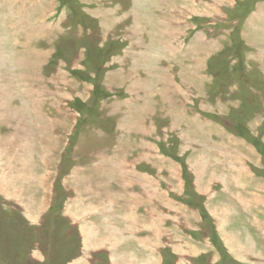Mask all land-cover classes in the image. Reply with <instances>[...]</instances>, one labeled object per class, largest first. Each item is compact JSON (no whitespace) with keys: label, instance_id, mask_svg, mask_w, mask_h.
I'll return each mask as SVG.
<instances>
[{"label":"rangeland","instance_id":"obj_1","mask_svg":"<svg viewBox=\"0 0 264 264\" xmlns=\"http://www.w3.org/2000/svg\"><path fill=\"white\" fill-rule=\"evenodd\" d=\"M127 240L264 264V0H0V264Z\"/></svg>","mask_w":264,"mask_h":264},{"label":"crops","instance_id":"obj_2","mask_svg":"<svg viewBox=\"0 0 264 264\" xmlns=\"http://www.w3.org/2000/svg\"><path fill=\"white\" fill-rule=\"evenodd\" d=\"M102 220H105V218H103ZM80 223H82V224H85L86 223V221H84V220H82V222H80ZM86 227V226H85ZM103 230L105 229L104 227L102 228ZM216 231H217V233H218V235L220 234L219 233V231H218V229H217V226H216ZM99 229H96V228H90V231L87 233V235H92V237L91 238H89V240L90 239H92L91 240V243H92V246H99V245H95V244H98L99 242H97V240L99 239L100 241L102 240L103 241V243L104 244H106L107 245V243H106V241L104 240V239H106L105 237H107L108 235L107 234H104L102 231H101V233L99 232ZM92 233V234H91ZM102 234V235H101ZM220 236V235H219ZM104 244H102V245H104ZM124 244H125V247H122L121 249H120V251L121 252H124V251H127L128 253H129V255L131 256V258H130V260H132V261H134V260H141V259H143L144 261H142V262H140L139 264H158V263H160L159 261L161 260L162 261V263L161 264H168V261H169V259L168 258H166V259H164V260H162L161 259V257H155V259L153 258V256L152 257H148L147 256V253L145 254V258H144V255L142 256V257H140V255L138 256V254L137 255H135V256H133L134 254H135V252H140L141 250H144V249H137L136 247H135V249H133V250H131L130 248H128V244H130V245H132V244H134V243H132V241L130 242L129 240H127L126 241V243L124 242ZM127 244V245H126ZM116 245H117V243H116ZM121 245H123V244H121ZM99 250H101V249H99ZM105 250V249H104ZM106 251V250H105ZM106 254V253H105ZM103 255V256H106V255ZM93 255V254H92ZM116 255V254H115ZM229 255H231V254H228V256ZM103 256H102V258H103ZM133 257V258H132ZM115 259H119L118 257H114ZM128 259V258H127ZM232 259V258H231ZM126 259L124 258L122 261H125ZM76 261V262H75ZM158 263H157V262ZM84 262H86L85 260L83 261L82 259H76V260H74V264H86V263H84ZM114 264H116V263H114ZM138 264V263H137Z\"/></svg>","mask_w":264,"mask_h":264},{"label":"bare ground","instance_id":"obj_3","mask_svg":"<svg viewBox=\"0 0 264 264\" xmlns=\"http://www.w3.org/2000/svg\"><path fill=\"white\" fill-rule=\"evenodd\" d=\"M138 22V21H137ZM9 81V80H8ZM11 81V80H10ZM6 84V83H5ZM9 84H10V82H9Z\"/></svg>","mask_w":264,"mask_h":264}]
</instances>
